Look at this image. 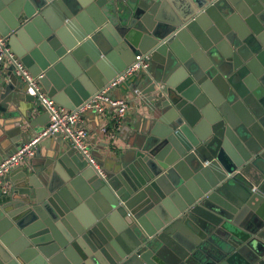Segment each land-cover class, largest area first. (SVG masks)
Listing matches in <instances>:
<instances>
[{
  "label": "water",
  "instance_id": "95a60500",
  "mask_svg": "<svg viewBox=\"0 0 264 264\" xmlns=\"http://www.w3.org/2000/svg\"><path fill=\"white\" fill-rule=\"evenodd\" d=\"M0 34L67 110L147 62L105 178L60 133L1 178L0 264H264V0H0ZM15 69L0 162L48 124Z\"/></svg>",
  "mask_w": 264,
  "mask_h": 264
},
{
  "label": "built area",
  "instance_id": "2783aa9c",
  "mask_svg": "<svg viewBox=\"0 0 264 264\" xmlns=\"http://www.w3.org/2000/svg\"><path fill=\"white\" fill-rule=\"evenodd\" d=\"M10 63H15V72L26 83L27 92L36 97L44 110L48 114V124L39 131L33 138L25 142L14 153L7 155L0 162V180L9 171L11 167L24 163L32 158L39 140L54 133H60L61 137L69 142L72 147L82 153L89 164L94 167L96 172L103 178L106 173L102 166L93 157L88 142V131L79 126L81 115L86 111H93L103 117L111 124L119 126L123 117H125L129 105L124 97H115L112 95L114 89H118L130 76L147 67V62L142 54H137L134 61L128 65L122 72L118 73L110 80L98 93L94 94L88 101L84 102L73 110H67L58 105L51 97L43 92L39 83V76L31 75L27 69L18 62L11 48L7 44L6 37L0 34V69ZM101 131L112 137L115 136V130L109 131L103 126Z\"/></svg>",
  "mask_w": 264,
  "mask_h": 264
},
{
  "label": "crops",
  "instance_id": "0c3cea01",
  "mask_svg": "<svg viewBox=\"0 0 264 264\" xmlns=\"http://www.w3.org/2000/svg\"><path fill=\"white\" fill-rule=\"evenodd\" d=\"M112 95L115 97H127V92L122 88L119 87L118 89H114L112 92ZM127 99V98H126ZM128 101V99H127ZM129 105V102H128ZM25 106L21 104L19 107V110L22 112L24 111ZM140 111V108H136V112ZM136 112L134 114V110L130 107L127 111L126 118L131 120L136 115ZM41 112H34L32 114V118L35 119L32 128L36 130H31L30 128H24L26 129V132L29 130L32 131V133L37 134L39 131H41L45 127L46 117L40 115ZM15 115V114H14ZM14 118L7 119L5 130H8L11 132V136L16 139L18 138V131L16 130V123H14ZM109 121V119H108ZM103 117L99 116L97 113L93 111H86L84 112L79 120V126L85 128L88 133V142L90 144V150L92 152L93 157L96 159V161L102 166L105 173L108 172L109 169L112 168V166L115 164V157L118 156L121 153V149L124 148L125 144L122 140V134L118 132V126L114 124H111V122H108ZM35 126V128H34ZM105 126L108 128L109 131L115 130V136L111 138L109 135L110 133L104 134L101 131V128ZM1 131V129H0ZM26 140L25 142H27ZM44 150L41 146V151ZM43 153V152H42ZM44 155V153H43ZM44 159V156H40L38 158H33L32 161L35 163L41 162Z\"/></svg>",
  "mask_w": 264,
  "mask_h": 264
}]
</instances>
